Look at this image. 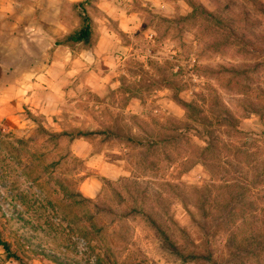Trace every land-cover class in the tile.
Masks as SVG:
<instances>
[{
	"label": "rangeland",
	"instance_id": "1",
	"mask_svg": "<svg viewBox=\"0 0 264 264\" xmlns=\"http://www.w3.org/2000/svg\"><path fill=\"white\" fill-rule=\"evenodd\" d=\"M185 1L174 25L145 7L157 36L105 97L0 122V233L26 264H264V0ZM74 128L128 144L118 177L50 136ZM0 264L21 263L0 245Z\"/></svg>",
	"mask_w": 264,
	"mask_h": 264
},
{
	"label": "crops",
	"instance_id": "2",
	"mask_svg": "<svg viewBox=\"0 0 264 264\" xmlns=\"http://www.w3.org/2000/svg\"><path fill=\"white\" fill-rule=\"evenodd\" d=\"M79 3L91 19L90 41L57 44L80 29ZM145 7L174 25L177 20L171 18L180 7L187 13L188 5L185 0H0V122L20 127L26 109L53 121L73 96L91 91L103 98L118 88L134 37L142 31L152 41L157 36L155 28L145 26ZM77 131L97 133L78 128L67 132ZM84 139L73 138V152L90 155L107 176L118 177L119 161L125 160L119 154L128 144L106 142L94 152ZM92 186L90 180L82 186L89 197L97 194Z\"/></svg>",
	"mask_w": 264,
	"mask_h": 264
},
{
	"label": "trees",
	"instance_id": "3",
	"mask_svg": "<svg viewBox=\"0 0 264 264\" xmlns=\"http://www.w3.org/2000/svg\"><path fill=\"white\" fill-rule=\"evenodd\" d=\"M81 8L80 11V16H81V20H82V25L80 27V29H78L77 31H75L73 34L69 35L68 37H66L65 39H60L57 41V44H61L63 42H89L90 38H91V34H92V28H91V19L87 14V11L85 10L83 3H79L78 5ZM181 104H183L184 106H191V103L188 101H184L182 99L178 100ZM223 119V121L227 120L228 122H231V120H233V116L228 112H226L224 114V116L221 117ZM43 132H48L46 131L44 128L42 130ZM93 133L90 132H84V131H77L76 133H68L67 131H62V132H51L50 136L51 137H62L65 135H70L71 138H79V137H87L89 135H91ZM162 234L164 235V239L169 242V245L172 247V249L174 250V252H176V254L182 259V260H194L197 257V255L190 253V254H184V252L180 251L179 248L177 247V245L171 240V238L162 231ZM0 245L2 246V248L4 249V251L7 253V255L11 258H15L16 260H19L21 264H26L25 262H23V259L12 250L11 247V243L7 240H4L1 237V233H0ZM232 247V246H231ZM237 249V247H236ZM238 249L240 251H243V247L242 246H238Z\"/></svg>",
	"mask_w": 264,
	"mask_h": 264
}]
</instances>
